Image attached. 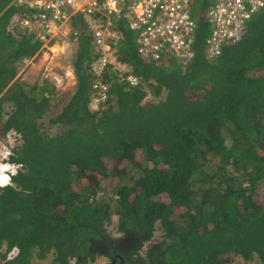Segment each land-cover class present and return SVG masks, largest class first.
I'll return each instance as SVG.
<instances>
[{"label": "trees", "instance_id": "obj_1", "mask_svg": "<svg viewBox=\"0 0 264 264\" xmlns=\"http://www.w3.org/2000/svg\"><path fill=\"white\" fill-rule=\"evenodd\" d=\"M9 1L0 0V135L16 132L9 159L21 166L12 184H0L4 264H36L49 253L51 264H86L97 254L90 246L117 237L108 228L113 217L116 231L137 237L133 251L158 222L161 237L147 250L165 264H231L235 255L264 264V4L238 39L209 56L211 0H197L187 62L140 56L122 20L124 36L112 50L140 81L129 83L126 71L108 64V95L98 108L90 107L98 53L74 18L76 86L49 119L58 132L49 133L43 117L54 86L12 81L14 61L41 41L7 28L20 9Z\"/></svg>", "mask_w": 264, "mask_h": 264}, {"label": "built area", "instance_id": "obj_2", "mask_svg": "<svg viewBox=\"0 0 264 264\" xmlns=\"http://www.w3.org/2000/svg\"><path fill=\"white\" fill-rule=\"evenodd\" d=\"M192 0H11L10 3L20 9L10 17V27L13 30L33 33L47 47L54 37L53 30L61 28L72 16L80 15L86 29L92 32L97 48V56L93 58L91 67L96 74L93 86L92 102L97 105L108 95L109 85L103 80V72L112 64L114 69L124 72L130 68L125 62L116 59L112 53L110 40L116 39V31L112 27L111 15H125L131 20V26H141L136 37L137 49L142 54H152L155 57L175 56L187 60L193 54L191 39L196 27V21L190 14ZM264 0H214L208 11L211 32L206 38V52L213 56L220 50V45L226 39H238L244 32L245 21L252 12L258 10ZM57 21H59L57 23ZM78 30L72 35L76 38ZM113 38V39H112ZM108 39V40H107ZM43 46V47H44ZM161 54V56H162ZM160 56V57H161ZM163 56V57H164ZM46 75L57 84L62 81L61 75L52 66L46 67ZM126 79L136 83L137 79L131 73L125 74ZM16 132L12 131L0 136L1 156L8 157L11 146L15 145ZM19 164L7 163L11 172H15ZM9 174L2 170L0 180L7 181ZM1 252V249H0ZM17 248L8 251V257L16 254ZM0 264L4 259L0 256Z\"/></svg>", "mask_w": 264, "mask_h": 264}, {"label": "rangeland", "instance_id": "obj_3", "mask_svg": "<svg viewBox=\"0 0 264 264\" xmlns=\"http://www.w3.org/2000/svg\"><path fill=\"white\" fill-rule=\"evenodd\" d=\"M58 22L59 21H57V23ZM59 37L61 38V36ZM55 39H57L56 36H55ZM67 40L69 41V43H65L64 41H62L60 43L61 46H58L57 42L50 41L47 47L44 46L41 50H38L33 56L29 57L28 59L20 58L18 60V66L20 69H22L23 73L25 72V70L27 69L29 65L32 68H35L36 70L39 69L40 67L44 69V67L46 68L48 66H52L53 69H55V71H58L63 75L62 82L59 83L57 86H55V92L52 95L53 98H55L54 106L51 109H49L48 112L45 113V116L43 117V122H44L43 127L49 133L58 132V124L50 122L49 119L51 116L55 115L61 109V107L69 100L76 86L75 75L72 74V72L70 73L68 71V66L73 68L72 58L77 48V40L73 39L71 36L67 37ZM65 46H68V48L66 49ZM60 49H62L63 51L61 52ZM24 65L26 66L24 67ZM36 80L39 81V79H36ZM32 82L35 83L34 81ZM26 83L33 84L29 82H26ZM146 88L148 91L151 90L149 85H146ZM150 96H152V94L148 92V94L145 95V97L143 98V101L146 102L148 100L147 98ZM8 106L10 105L6 103L5 108H7ZM102 106L104 107V104ZM90 107L98 108V105H95L94 103L90 102ZM99 107L101 106L99 105ZM4 117H7V115H5ZM2 122L3 120L0 118V126L2 125ZM112 219H113L112 223L111 225L108 226V228L110 229V232L113 236H119L122 234V232L115 230L116 228L114 227L115 226L114 223H115L116 217H113ZM158 224L159 223L157 222L156 227L154 231L152 232L151 238L149 240L146 239L144 244L142 245L140 249L142 253H145L146 249L149 247V244H151L149 243L150 241L160 239L162 232ZM51 257H52V254L49 253L47 258L42 259V260L34 259V262L36 264H51L50 263ZM104 260L105 259L103 258V256L98 255L97 258H95L92 261L87 262L86 264H103ZM231 264H259V263L256 259L252 261H245L243 260L242 257L235 255L232 258Z\"/></svg>", "mask_w": 264, "mask_h": 264}, {"label": "clouds", "instance_id": "obj_4", "mask_svg": "<svg viewBox=\"0 0 264 264\" xmlns=\"http://www.w3.org/2000/svg\"><path fill=\"white\" fill-rule=\"evenodd\" d=\"M11 1V0H10ZM196 1L197 0H192L191 1V6H190V14H191V16H192V18H194V20L196 21V19H195V16L192 14V10L194 9V6H195V3H196ZM213 3H214V0H211V5L207 8V10H206V13L204 14V19L208 22V24H209V34H210V32H211V25H210V22H209V20H208V11H209V9H210V7H212V5H213ZM10 4H13V3H9L8 5H10ZM14 5V4H13ZM17 11V10H16ZM15 12V11H14ZM10 17H11V15H10ZM75 18V20H79V22L80 23H82V24H84V31L86 32V33H88L90 36H91V39H92V43H93V45H94V47H95V49L97 50V48H96V45H95V43H94V41H93V35H92V32L91 31H89L88 29H86V25H85V22L83 21V18H81V16L80 15H74V16H72V18H71V20H69L68 22H72V20ZM109 20H110V22H111V25H112V27L115 29V31H116V37H114V38H116V39H113V40H110V44H111V48H112V46L115 44V43H117V42H119L122 38H123V29H122V27L120 26V24L122 23L121 21L123 20L124 22H123V26L125 27V28H128V29H130V30H132L133 32H134V35H133V38H134V41H135V44H136V52H138V54L140 55V56H143V57H146V58H148V59H150V60H152V61H154V62H156L157 64H160V63H164V64H166V63H168L169 62V60H170V58L171 57H175V56H172V55H170V56H164L163 54H162V52H160V56H161V54H162V56L160 57H155L154 55H152V54H142V53H140L139 51H138V49H137V46H138V43H137V40H136V37H137V35H138V29L139 28H141L142 27V25L141 26H136V27H132L131 26V20L128 18V17H126L125 15H119V16H116V15H111L110 17H109ZM196 26H197V23H196ZM7 28L8 29H11V27H10V19H9V22H8V24H7ZM196 28V27H195ZM74 29H76V30H78V33H77V35H76V38H74V35H72V32H71V34H70V36L73 38V39H75V40H78L77 38H78V36H79V29H78V27H76V26H73V28H72V31L74 30ZM11 31L16 35V36H19V34H18V31L17 30H12L11 29ZM33 36H34V34L33 33H31ZM208 34V35H209ZM207 35V36H208ZM34 38H35V36H34ZM207 38V37H206ZM40 40V39H39ZM108 40V39H107ZM41 41V40H40ZM77 43H78V41H77ZM191 43H192V41H191ZM43 45H42V41H41V45H40V47H39V49L38 50H41L43 47H42ZM192 46V45H191ZM193 48V47H192ZM113 49V48H112ZM37 50V51H38ZM36 51V52H37ZM98 51V50H97ZM35 52V53H36ZM219 52H220V50H219ZM34 53V54H35ZM112 53H113V55L115 56V58L116 59H118V60H120L121 62H125L127 65H128V67H129V63L128 62H126V61H124V60H121V59H119V58H117V56L114 54V52H113V50H112ZM33 54V55H34ZM217 54V53H216ZM33 55H31V56H33ZM193 55V54H192ZM31 56H22V57H20V58H26V59H28L29 57H31ZM164 56V57H163ZM20 58H18L17 60H15L14 61V63H16V61L18 62V60L20 59ZM175 58H177V57H175ZM192 58V56H190V58L189 59H187V60H183V61H185V62H187L188 60H190ZM178 60H182V59H179V58H177ZM16 65V64H15ZM112 65V64H111ZM130 68V67H129ZM16 69H17V67H16ZM47 71V69L44 67V72H46ZM54 71H55V69H54ZM55 72H57V73H59L60 75H61V78H63V75L60 73V72H58V71H55ZM17 73V72H16ZM128 73H131L132 75H134L135 77H136V79H137V82L136 83H139V81H140V77H138L137 75H135L132 71H131V68H130V70L129 71H126V74H128ZM41 78H44V79H46L47 80V82H49L51 85H53L54 86V88H55V86H57L56 85V83L49 77V75L47 76H41V77H39V80L41 79ZM129 81V80H128ZM62 82V81H61ZM60 82V83H61ZM129 83H131L130 81H129ZM132 84H135V83H132ZM91 103H93L92 102V100L90 101ZM101 104V103H100ZM100 104H97L98 106L100 105ZM13 130H10L9 132H12ZM9 132H7V133H9ZM16 134V133H15ZM0 136H4V135H0ZM16 136H17V134H16ZM15 144H17V137L15 138ZM14 146V145H13ZM13 146H11V148L13 147ZM11 153H12V149H11ZM11 153H9L8 154V157H6V158H2V159H0V172L2 171V170H5V172H7L8 174H9V179L6 181H2V180H0V184H9V183H11L12 184V179H11V176H12V174L13 173H15L16 171H17V169L21 166V164L19 163V162H16V161H11L10 159H9V156L11 155ZM2 156H0V158H1ZM7 163H16V164H19V166L17 167V169H16V171L14 172H11L7 167H5V164H7Z\"/></svg>", "mask_w": 264, "mask_h": 264}, {"label": "flooded vegetation", "instance_id": "obj_5", "mask_svg": "<svg viewBox=\"0 0 264 264\" xmlns=\"http://www.w3.org/2000/svg\"><path fill=\"white\" fill-rule=\"evenodd\" d=\"M137 242V237L132 232H126L114 239L98 240L88 251L89 253L95 251L96 258L98 255L103 256L105 259L103 264H165V261L160 257H154L147 249L145 253L140 249L133 251Z\"/></svg>", "mask_w": 264, "mask_h": 264}, {"label": "crops", "instance_id": "obj_6", "mask_svg": "<svg viewBox=\"0 0 264 264\" xmlns=\"http://www.w3.org/2000/svg\"><path fill=\"white\" fill-rule=\"evenodd\" d=\"M9 3H10V1H9ZM8 3V4H9ZM73 23L72 22H65V25H62V27L59 29V28H55V30H53V35H54V37L51 39V41H54V42H57V44H58V46H61V42L62 41H64L65 43H69V41L67 40V37H69L70 36V34H71V32H72V28H73ZM19 32H24V31H18V34H19V36L20 35H22L21 33H19ZM25 34H29L28 32H25ZM55 36L57 37V39H55ZM59 36H61V38L59 37ZM64 37V38H63ZM44 43L42 42V45H43ZM44 46V45H43ZM42 46V47H43ZM65 48L67 49L68 48V46H65ZM64 48V49H65ZM61 50V52L63 51L62 49H60ZM16 67H17V73H16V75L14 76V78L12 79V81L14 80V79H16V78H19L21 81L22 80H24V81H26V82H29V83H33L32 81H34V82H37V80L36 79H39V77H41V76H46V73L44 72V69L42 68V67H40L39 69H35V68H32L30 65L27 67V69L25 70V72L23 73L22 72V69H20L19 68V66H18V62L16 61ZM26 65H24V67H25ZM32 68V69H31ZM32 70H34V71H32ZM72 70V71H71ZM32 71V72H31ZM68 71L71 73L72 72V74H74V71H73V68L72 67H69L68 66ZM75 75V74H74ZM36 80V81H35ZM8 104V103H7ZM9 106L6 108V109H8L9 110ZM5 115H7V113L6 114H4V116ZM0 149L3 151V148L0 146ZM0 156H1V154H0ZM2 158H6V156H4V154H3V156L0 158V159H2Z\"/></svg>", "mask_w": 264, "mask_h": 264}]
</instances>
